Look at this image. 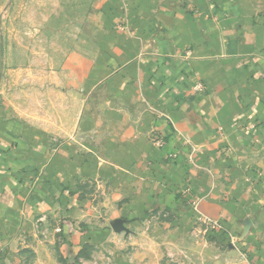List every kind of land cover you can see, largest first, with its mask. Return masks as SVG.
<instances>
[{
	"label": "crops",
	"instance_id": "1",
	"mask_svg": "<svg viewBox=\"0 0 264 264\" xmlns=\"http://www.w3.org/2000/svg\"><path fill=\"white\" fill-rule=\"evenodd\" d=\"M88 5L103 23L63 58L46 121L4 126L7 141L57 142L55 163L30 174V202L81 219L69 179H101L122 206L170 213L169 234L205 218L230 264H264V0Z\"/></svg>",
	"mask_w": 264,
	"mask_h": 264
},
{
	"label": "rangeland",
	"instance_id": "2",
	"mask_svg": "<svg viewBox=\"0 0 264 264\" xmlns=\"http://www.w3.org/2000/svg\"><path fill=\"white\" fill-rule=\"evenodd\" d=\"M89 2L0 0V264H230L228 238L217 229L197 223L169 234L175 226L163 223L170 213L122 206L114 199L119 193L101 179H69L83 198L76 207L81 219L67 206L44 213L30 202V174L40 173L46 158L55 163L57 142L7 141L4 126L22 124L24 135L25 121H46L45 93L55 89L63 58L86 52L103 23L97 14L94 30ZM29 148L35 157L27 155ZM119 217L125 218L109 220Z\"/></svg>",
	"mask_w": 264,
	"mask_h": 264
},
{
	"label": "built area",
	"instance_id": "3",
	"mask_svg": "<svg viewBox=\"0 0 264 264\" xmlns=\"http://www.w3.org/2000/svg\"><path fill=\"white\" fill-rule=\"evenodd\" d=\"M209 2H214V0H208ZM157 144H159V142H157ZM200 221L202 222V223H205V224H209L210 226H211V228H213V229H216L217 227H219L216 223H214V222H211V221H209V220H207V219H200Z\"/></svg>",
	"mask_w": 264,
	"mask_h": 264
}]
</instances>
